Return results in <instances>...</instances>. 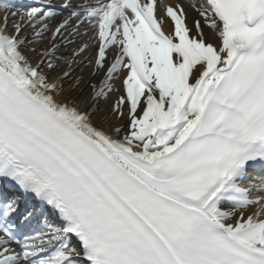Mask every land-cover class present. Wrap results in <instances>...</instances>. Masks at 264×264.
<instances>
[{
	"label": "snow or ice",
	"instance_id": "1",
	"mask_svg": "<svg viewBox=\"0 0 264 264\" xmlns=\"http://www.w3.org/2000/svg\"><path fill=\"white\" fill-rule=\"evenodd\" d=\"M0 264H264V0H0Z\"/></svg>",
	"mask_w": 264,
	"mask_h": 264
},
{
	"label": "bare ground",
	"instance_id": "2",
	"mask_svg": "<svg viewBox=\"0 0 264 264\" xmlns=\"http://www.w3.org/2000/svg\"><path fill=\"white\" fill-rule=\"evenodd\" d=\"M54 3H59V0H53ZM167 27V26H166ZM84 40H87V37H84ZM82 41L77 40L75 44L68 45L67 47L60 49V55L62 57H68L72 54L73 49H75ZM91 70V64H84L76 66V72L75 75H84L87 77L89 75V72Z\"/></svg>",
	"mask_w": 264,
	"mask_h": 264
}]
</instances>
